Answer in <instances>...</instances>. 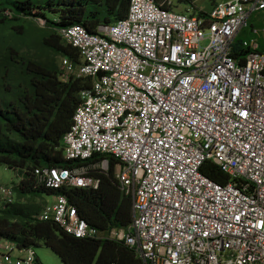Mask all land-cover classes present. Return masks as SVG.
Returning <instances> with one entry per match:
<instances>
[{
    "label": "built area",
    "instance_id": "obj_1",
    "mask_svg": "<svg viewBox=\"0 0 264 264\" xmlns=\"http://www.w3.org/2000/svg\"><path fill=\"white\" fill-rule=\"evenodd\" d=\"M261 11L264 0L218 1L205 16L131 0L126 16L97 34L60 28L81 60L62 56L61 79H92L63 138L65 158L87 164L34 174L52 189H95L90 173H107L113 157L132 221L102 233L60 193L39 218L76 238L122 242L142 264H264V53L252 38L245 56L232 54ZM207 161L226 181L203 173ZM1 193L13 200L11 187ZM0 264L39 260L32 247L1 240Z\"/></svg>",
    "mask_w": 264,
    "mask_h": 264
},
{
    "label": "trees",
    "instance_id": "obj_2",
    "mask_svg": "<svg viewBox=\"0 0 264 264\" xmlns=\"http://www.w3.org/2000/svg\"><path fill=\"white\" fill-rule=\"evenodd\" d=\"M174 9L169 0H154ZM185 2L199 16L208 11ZM211 8L218 0H207ZM131 0H0V164L13 169L18 181L11 186L13 200L7 201L0 186V241L18 248L45 244L65 264H142L140 257L122 242L101 238H76L52 220L39 214L46 205L45 195L64 194L81 218L102 233L113 228L127 229L132 221V202L115 184L117 160L109 157L110 169L90 174L99 178L98 187H46L34 174L37 167H73L87 164L67 160L64 135L80 92L91 86L90 77H60V58L80 63L77 48L66 43L62 27L82 25L97 34L98 26L124 18ZM193 6V7H192ZM42 19L44 24L37 21ZM264 12L253 13L249 25L237 36L232 54L242 58L249 51L244 40L256 38L264 53ZM257 29L258 33H253ZM95 155L93 161L101 158ZM210 178L224 182L227 176L211 161L202 169ZM5 187V186H2ZM9 187V186H7ZM39 264H41L39 262Z\"/></svg>",
    "mask_w": 264,
    "mask_h": 264
},
{
    "label": "rangeland",
    "instance_id": "obj_3",
    "mask_svg": "<svg viewBox=\"0 0 264 264\" xmlns=\"http://www.w3.org/2000/svg\"><path fill=\"white\" fill-rule=\"evenodd\" d=\"M218 1H226V0H218ZM194 7H208L210 6V2L207 0H198L193 1ZM169 5L172 4L175 6L174 9H177L178 11L188 13V6L185 2L178 3L177 0H169ZM193 7V6H192ZM40 25L44 24V21L42 19L37 21ZM62 57V56H61ZM61 59V58H60ZM17 173L15 170L8 168L7 166L0 164V186H9L13 187V185L18 181ZM46 200H51V196L45 195L44 196ZM35 251L38 260L41 264H65L61 257L50 247L47 245L41 243L38 245H35L32 247Z\"/></svg>",
    "mask_w": 264,
    "mask_h": 264
},
{
    "label": "crops",
    "instance_id": "obj_4",
    "mask_svg": "<svg viewBox=\"0 0 264 264\" xmlns=\"http://www.w3.org/2000/svg\"><path fill=\"white\" fill-rule=\"evenodd\" d=\"M195 1H198V0H195ZM198 9H202V10H204V11H208V10L211 9V5L208 6V7H198ZM187 11H188V13L191 12L190 10H187ZM51 201H53V196H52V195H51V200L47 201V203H49V202H51ZM47 203H46V204H47Z\"/></svg>",
    "mask_w": 264,
    "mask_h": 264
}]
</instances>
